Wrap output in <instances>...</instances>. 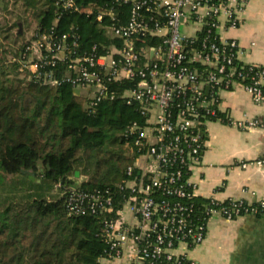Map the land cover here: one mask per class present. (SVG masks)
I'll list each match as a JSON object with an SVG mask.
<instances>
[{
  "label": "built area",
  "instance_id": "2783aa9c",
  "mask_svg": "<svg viewBox=\"0 0 264 264\" xmlns=\"http://www.w3.org/2000/svg\"><path fill=\"white\" fill-rule=\"evenodd\" d=\"M250 1L113 0L132 4L127 22L112 25L114 35L123 40L121 47L99 52L94 45L77 54L79 38L73 30L36 34L22 50L23 66L35 78L53 86L70 83L91 105L116 96L109 83L129 80L122 97L129 105L137 103L147 117L143 125L128 126L138 156L121 185L127 194L118 218L105 221L110 250L98 264H111L125 249L139 264H199L189 252L205 240L213 217L233 220L264 214V197L202 199L190 179L202 162L209 121L241 131L264 127L259 118L235 119L220 109L222 92L237 87L255 104H264V65L241 61L238 40L226 36L240 26ZM59 5L84 10L74 0H60ZM113 9L99 8L97 19L108 15L114 20ZM154 36L161 44H150ZM251 164L263 165L264 159L240 166ZM65 204L70 215H84L110 211L112 200L74 185Z\"/></svg>",
  "mask_w": 264,
  "mask_h": 264
},
{
  "label": "trees",
  "instance_id": "16d2710c",
  "mask_svg": "<svg viewBox=\"0 0 264 264\" xmlns=\"http://www.w3.org/2000/svg\"><path fill=\"white\" fill-rule=\"evenodd\" d=\"M74 1L84 10L71 11L59 5L60 0H45L33 39L36 34L75 30L77 54L89 52L94 45L99 52L122 46L112 25L127 22L130 2ZM88 6L92 9H85ZM112 6L114 20L108 15L97 19L99 8ZM149 42L161 44L158 36ZM26 45L14 62L18 69L24 67L21 55ZM58 70L65 68L59 65ZM5 72L0 60V169L13 175L12 181L17 176L26 178L20 183L26 182L27 187L7 189L12 191L8 197L0 195V264H98L110 250L105 221L118 218L127 194L121 185L138 156L128 126L143 125L147 118L137 103L129 105L122 97L130 81L109 83L116 96L91 105L70 83L53 86L33 75L4 78ZM76 171L82 179L76 178ZM55 185L58 191L50 196ZM74 185L110 197L111 210L70 215L65 198Z\"/></svg>",
  "mask_w": 264,
  "mask_h": 264
},
{
  "label": "crops",
  "instance_id": "0c3cea01",
  "mask_svg": "<svg viewBox=\"0 0 264 264\" xmlns=\"http://www.w3.org/2000/svg\"><path fill=\"white\" fill-rule=\"evenodd\" d=\"M242 23L227 31L238 40L241 61L264 65V0H251L242 15ZM220 109L235 119L259 118L264 122V104H255L242 88L222 92ZM264 159V127L241 131L220 121L208 123L202 162L193 169L190 179L197 185L202 199L245 198L255 201L264 197V164L241 162ZM189 255L199 264H264V214L209 221L205 240ZM111 264H139L129 249Z\"/></svg>",
  "mask_w": 264,
  "mask_h": 264
},
{
  "label": "rangeland",
  "instance_id": "374dc122",
  "mask_svg": "<svg viewBox=\"0 0 264 264\" xmlns=\"http://www.w3.org/2000/svg\"><path fill=\"white\" fill-rule=\"evenodd\" d=\"M32 0H0V60L6 69L5 77H24L32 78V74L26 67H18L14 64L18 61L20 50L23 45L29 43L38 26L39 14L45 8V0L41 2H31ZM85 93H83L84 95ZM209 123V122H208ZM208 126V124H207ZM80 175V174H79ZM76 176L79 179L80 176ZM0 169V180L5 183L0 184V195L7 196L12 193L9 188H19L24 190L27 183L23 182L26 178L17 176L15 181ZM82 179V177H80ZM79 179V180H80ZM38 180V178H36ZM40 180V179H39ZM77 180L76 183H79ZM58 186L52 189L50 196L56 194ZM127 211V209H125Z\"/></svg>",
  "mask_w": 264,
  "mask_h": 264
},
{
  "label": "water",
  "instance_id": "95a60500",
  "mask_svg": "<svg viewBox=\"0 0 264 264\" xmlns=\"http://www.w3.org/2000/svg\"><path fill=\"white\" fill-rule=\"evenodd\" d=\"M74 92L77 94V95H80L81 94V90L79 88H75L74 89ZM79 175V171H76V176Z\"/></svg>",
  "mask_w": 264,
  "mask_h": 264
}]
</instances>
